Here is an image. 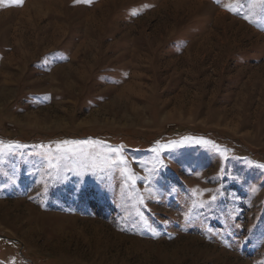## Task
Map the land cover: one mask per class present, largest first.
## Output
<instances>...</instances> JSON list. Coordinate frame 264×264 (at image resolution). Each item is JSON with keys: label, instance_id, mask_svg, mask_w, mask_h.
<instances>
[{"label": "rangeland", "instance_id": "1", "mask_svg": "<svg viewBox=\"0 0 264 264\" xmlns=\"http://www.w3.org/2000/svg\"><path fill=\"white\" fill-rule=\"evenodd\" d=\"M0 264H264V4L0 0Z\"/></svg>", "mask_w": 264, "mask_h": 264}, {"label": "snow or ice", "instance_id": "2", "mask_svg": "<svg viewBox=\"0 0 264 264\" xmlns=\"http://www.w3.org/2000/svg\"><path fill=\"white\" fill-rule=\"evenodd\" d=\"M15 2L20 3L21 0H15ZM258 3H260V4H264V0H258ZM227 10H228V11H233L232 8H228ZM244 18H245V19H248V16H245ZM66 143H68V142H66ZM213 199H215V197H213Z\"/></svg>", "mask_w": 264, "mask_h": 264}]
</instances>
